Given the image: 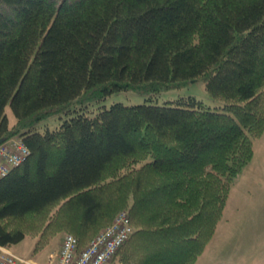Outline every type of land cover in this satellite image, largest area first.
Masks as SVG:
<instances>
[{
  "label": "trees",
  "instance_id": "16d2710c",
  "mask_svg": "<svg viewBox=\"0 0 264 264\" xmlns=\"http://www.w3.org/2000/svg\"><path fill=\"white\" fill-rule=\"evenodd\" d=\"M196 80L221 107L157 103ZM263 133L264 0H0V138L29 151L0 176L1 245L78 252L125 212L103 264H194Z\"/></svg>",
  "mask_w": 264,
  "mask_h": 264
},
{
  "label": "rangeland",
  "instance_id": "374dc122",
  "mask_svg": "<svg viewBox=\"0 0 264 264\" xmlns=\"http://www.w3.org/2000/svg\"><path fill=\"white\" fill-rule=\"evenodd\" d=\"M189 96L211 108L222 106L221 102L212 100L208 95L203 80L190 81L181 87L164 91L158 95L157 103H174L178 98ZM114 100L128 105L146 103L144 96L127 92L112 95L104 103L108 104ZM5 112L12 124L14 116L9 105L6 106ZM60 122L61 119L57 116L51 117L41 124L40 129H55ZM104 228L105 226L102 229ZM70 233L57 232L48 239L43 236L44 232L41 230V235L27 236L8 248L18 256L44 263L50 255L59 253L64 237ZM209 244L213 246L211 251L220 252L222 257L230 258V264H248L250 260L254 264H264V133L255 140L253 158L230 188L222 216ZM202 255L198 258V264H210L211 256ZM109 264L120 263L114 259Z\"/></svg>",
  "mask_w": 264,
  "mask_h": 264
},
{
  "label": "built area",
  "instance_id": "2783aa9c",
  "mask_svg": "<svg viewBox=\"0 0 264 264\" xmlns=\"http://www.w3.org/2000/svg\"><path fill=\"white\" fill-rule=\"evenodd\" d=\"M29 151L19 137H13L0 143V176L18 166L28 156ZM128 219L121 212L114 224L98 235L89 245L76 251L77 240L67 234L57 255H50L43 264H103L116 248L125 240ZM0 264H40L31 259L23 258L10 251L8 246L0 244Z\"/></svg>",
  "mask_w": 264,
  "mask_h": 264
},
{
  "label": "crops",
  "instance_id": "0c3cea01",
  "mask_svg": "<svg viewBox=\"0 0 264 264\" xmlns=\"http://www.w3.org/2000/svg\"><path fill=\"white\" fill-rule=\"evenodd\" d=\"M212 248H213V246L208 244V246L205 248L204 252L202 253L203 255L201 254L203 257L211 256V260L212 261H210V264H230V262H231L230 258L222 257L220 252H214L213 250L211 251ZM194 264H198V259H197V261ZM248 264H254V263H252L251 260H250V263H248Z\"/></svg>",
  "mask_w": 264,
  "mask_h": 264
},
{
  "label": "water",
  "instance_id": "95a60500",
  "mask_svg": "<svg viewBox=\"0 0 264 264\" xmlns=\"http://www.w3.org/2000/svg\"><path fill=\"white\" fill-rule=\"evenodd\" d=\"M4 139L0 138V143L3 142Z\"/></svg>",
  "mask_w": 264,
  "mask_h": 264
}]
</instances>
